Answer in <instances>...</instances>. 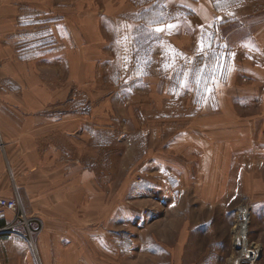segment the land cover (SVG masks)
<instances>
[{"label":"crops","instance_id":"0c3cea01","mask_svg":"<svg viewBox=\"0 0 264 264\" xmlns=\"http://www.w3.org/2000/svg\"><path fill=\"white\" fill-rule=\"evenodd\" d=\"M13 4L19 8L5 7L0 23V197L18 196L26 214L38 219L34 226L40 221L43 229L37 253L18 233L0 235L10 260L0 264H196L186 253L192 218L173 210L192 207L199 216L206 209L236 212L245 194L264 225V0L220 9L212 0ZM146 37L157 38L152 49L159 53L178 52L180 64L225 47L229 68L214 84L212 104L174 107L166 101L165 111L195 114L164 143L171 152L163 164L171 214L149 222L148 249H134L126 244L130 238L118 233L140 220L138 210L125 214L123 183L120 192L116 184L117 216L108 210L115 184L107 177L108 151L118 144L115 127L94 120L92 103L78 105L76 96L91 94L78 80L92 86L86 80L109 81L112 73L119 87L151 82L158 75L142 74L137 55ZM164 61L173 63L170 57ZM115 87L104 94L116 95ZM112 168L119 178L116 165ZM211 220L215 216L197 224Z\"/></svg>","mask_w":264,"mask_h":264},{"label":"rangeland","instance_id":"374dc122","mask_svg":"<svg viewBox=\"0 0 264 264\" xmlns=\"http://www.w3.org/2000/svg\"><path fill=\"white\" fill-rule=\"evenodd\" d=\"M16 1L18 0H13V3ZM212 1L214 6L220 9L236 5L243 0ZM13 3L0 0V23L2 25L5 19L3 9L5 7L19 8ZM155 39L149 41L146 37L147 41L144 47L138 49L137 52L142 66L140 72L146 76L151 73L158 75L154 76L151 82L146 78L119 87L120 80L117 79L116 73H112L114 78L109 81L86 80L88 83L91 82L92 86H86L82 83L84 80H78V87L82 90L84 87H91V90H88L91 91V94L76 96L78 105L86 102L92 103V118L94 120H107L110 125L115 127L114 136L118 144L111 146L112 150L108 151L107 177L115 183L112 188H109L108 210L109 212L112 210L111 214L117 216V209H112V206L115 205L118 196L116 184H118L120 192L121 183H123L125 214L129 215V208L138 210L135 215H138L140 220H138V224L137 222L131 225L126 224L123 227L124 230L119 229L118 233L119 231L125 233V238H130V240H126V244L131 243V247L134 249H148L149 222L155 220L163 222L165 216L171 214L170 211L168 213L165 205L164 177L166 173L163 167L164 158L166 156L170 158L171 152L165 151L164 143L166 137H171L181 128V125L184 124L181 121L191 120V114H195V112H182V110L165 111L166 101H169V104L174 107L184 104H188L190 107L197 103L212 104L214 84L217 80H224L229 68L228 51L225 47L216 48L198 59H192L188 64H180L181 55L178 52L159 53L152 49ZM213 54L218 59L214 58ZM167 57L172 58L173 63L166 64L164 59ZM82 68L84 66L79 67L80 70ZM167 70L170 71L169 77H165ZM101 82L102 85H98ZM115 86L120 88L116 95L104 94L107 90L114 92ZM166 90L169 94H165ZM121 154L125 156L124 159L121 158ZM172 156L174 158V155ZM113 165H116L115 171L119 173L117 179L112 176ZM121 174L123 181L120 182ZM149 187L150 190H148ZM136 188L138 189L134 194ZM251 198V195L245 194L240 202L238 201L240 209L236 212H233L232 209H228L229 212H226L224 208H218L215 211L206 209L202 215L203 219L192 207L185 208L186 211H182L181 208L173 210V215L182 217L187 215L192 218V222L188 226L190 240L186 252L189 263L233 264L237 255L235 252L236 223L243 206L247 205L250 207L247 223L248 240L250 243L260 246L261 254L258 264H264V236H262L264 235V225L260 221L261 215H257L258 212L256 213L251 208L253 203ZM214 216V223L211 220L210 223L197 224V222ZM28 217L31 218L29 215ZM161 226L163 229L164 223ZM31 227H33L32 223ZM109 231L117 232L113 228H110ZM6 234L16 233L8 232ZM37 238L38 234L35 235V245ZM108 239L109 246L113 247L115 245L113 239L111 237ZM29 244L28 247L33 249L30 241ZM34 253H37V250ZM138 256L143 261H147V257ZM138 256L136 255V258ZM162 258L165 260L164 256ZM4 262H10V260L6 248L0 246V263Z\"/></svg>","mask_w":264,"mask_h":264},{"label":"built area","instance_id":"2783aa9c","mask_svg":"<svg viewBox=\"0 0 264 264\" xmlns=\"http://www.w3.org/2000/svg\"><path fill=\"white\" fill-rule=\"evenodd\" d=\"M243 210H248L250 214V207L243 206L236 223L235 252L237 255L233 264H258L261 249L259 245L250 243L248 240L247 223L249 219L246 220ZM3 221L5 224H0V235L8 232L18 233L31 242L34 251L37 250L35 235L42 231L43 225L39 221L40 225L34 226V222H37L38 219L28 217L18 196L0 197V223ZM31 223L33 227H31Z\"/></svg>","mask_w":264,"mask_h":264},{"label":"bare ground","instance_id":"6f19581e","mask_svg":"<svg viewBox=\"0 0 264 264\" xmlns=\"http://www.w3.org/2000/svg\"><path fill=\"white\" fill-rule=\"evenodd\" d=\"M243 215H244V217L246 218V220L249 219V212H248V210H243ZM247 228H248V227H247Z\"/></svg>","mask_w":264,"mask_h":264},{"label":"snow or ice","instance_id":"6c2138e0","mask_svg":"<svg viewBox=\"0 0 264 264\" xmlns=\"http://www.w3.org/2000/svg\"><path fill=\"white\" fill-rule=\"evenodd\" d=\"M218 2H219V0H218ZM169 27H172V26L170 25ZM161 30L162 29H157V31H161ZM213 57L216 58V59H218V57H215V54H213ZM217 67H219V65H217Z\"/></svg>","mask_w":264,"mask_h":264}]
</instances>
